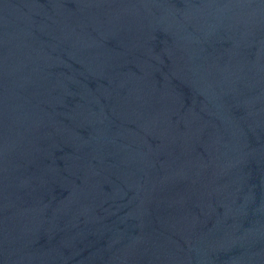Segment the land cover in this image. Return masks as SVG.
Segmentation results:
<instances>
[{
	"label": "water",
	"instance_id": "1",
	"mask_svg": "<svg viewBox=\"0 0 264 264\" xmlns=\"http://www.w3.org/2000/svg\"><path fill=\"white\" fill-rule=\"evenodd\" d=\"M0 264H264V0H0Z\"/></svg>",
	"mask_w": 264,
	"mask_h": 264
}]
</instances>
